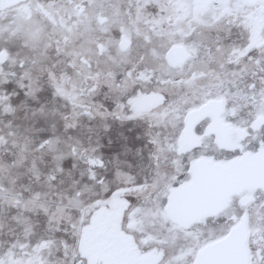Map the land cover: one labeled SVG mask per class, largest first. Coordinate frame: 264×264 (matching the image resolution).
I'll return each instance as SVG.
<instances>
[{
    "label": "rangeland",
    "instance_id": "rangeland-1",
    "mask_svg": "<svg viewBox=\"0 0 264 264\" xmlns=\"http://www.w3.org/2000/svg\"><path fill=\"white\" fill-rule=\"evenodd\" d=\"M68 2L0 0V52L6 53L0 63V264H156V245L171 259L166 264H184L185 255L228 232L231 221L185 232L162 216L151 197L164 186L158 183L170 180L177 160L168 136L161 141L150 127L167 112L153 110L164 100L162 86L173 94L174 117L209 97L239 100L252 81L262 90L264 75L239 76L260 68L256 50L229 64L241 48L247 52L255 31L264 37V27H255L264 22V0H73L81 12ZM121 36L130 42L126 50L119 48ZM172 44L191 54L172 74L176 81L162 63ZM39 51L63 71L45 72L29 87L24 70L38 71ZM157 76L166 79L163 85ZM97 81L103 84L93 88ZM85 94L100 102L99 111L79 103ZM65 176L88 197L73 209L79 219L71 238L52 218L58 197L49 192ZM97 180L99 191L88 188ZM126 202L124 210L141 215L133 217L141 236L125 227L124 212L113 214ZM248 220L254 244L264 238V216Z\"/></svg>",
    "mask_w": 264,
    "mask_h": 264
},
{
    "label": "flooded vegetation",
    "instance_id": "flooded-vegetation-1",
    "mask_svg": "<svg viewBox=\"0 0 264 264\" xmlns=\"http://www.w3.org/2000/svg\"><path fill=\"white\" fill-rule=\"evenodd\" d=\"M68 3L74 10L81 12L82 5L80 3H73V0H69ZM242 7L248 8V5H242ZM261 11L264 12L263 8ZM255 24L257 30H259L261 27H264L263 25L261 26V24H264V22ZM254 34L256 36L249 38L246 49L247 52H243L244 49L241 48L234 54L235 58L233 60L235 63L232 60L229 65H238L239 63L243 62L246 57L245 54H248L249 50H252L250 52L256 50V53L253 55L255 56L253 60L255 63L258 62L257 64H261V66L258 70L244 71L242 69V72L239 76L264 75V65H262V63L264 64V52L259 53L260 49L264 47V37H258V31H255L253 35ZM173 45L175 44L170 45L162 55V63L166 66L165 70L168 76L171 78V81H176L172 74L181 70L190 61L191 54L189 53V50L184 47L189 54L188 59L181 66L173 67L169 65L166 60V53ZM248 57L250 56L248 55ZM163 80L165 81L166 79L163 78ZM236 84L237 90L239 91V85H241V82ZM241 86H243V84ZM257 88V84L252 81L247 85L246 88L248 89V94L239 100L237 99L235 101H228L227 96L209 97L206 100L199 102L191 109L186 110L181 116L173 117L171 119V123H168L170 131L167 135L171 141V151H169V154L173 157V160L177 161L175 162V165L172 166L171 170H169V172H171L169 174L170 180L161 181L158 183L164 186L157 190V193L155 194L157 197H151L153 195L150 196L151 200L159 206L162 216H165L166 219L176 227V229L185 232L196 226H206L212 223H218L219 221H223L225 223L231 221V227H233L236 225V223H238L241 216H246V226L248 233L246 251L248 264H264V238H257L256 243H251L248 222V216H264V184H257L254 188L249 190L246 189L239 192H230L228 196H226L223 192L222 196L220 197V194L216 199L218 205L207 210H202L203 206L201 205H193L192 209H199L197 212H194L196 210H192L189 207L183 206L185 210H190L187 213H172V215H169L165 211V206L168 203V198L170 197L172 191H176L182 187H185L192 182L194 173L191 172V166L194 164L204 162L202 166L196 167L198 171H206V169L208 170V168L211 167L218 169L219 167H226L231 163H251L257 165V167L264 165V88H262V90H257ZM210 101L216 102H213V107L206 110L202 117L192 123L189 134L182 139L184 136L186 115L189 112L199 109L201 106L210 103ZM171 124L174 125L173 128L170 126ZM203 175L207 178L213 177V175H210V173H201L199 176L202 178ZM214 176L217 177L215 174ZM123 204V210L116 209L115 212H113L114 216H116V214L118 215V213L122 214V212H124L126 216L125 227L128 228L130 233H140L139 236H141V228L137 225H134L133 223V217L141 215H139V213L135 214L133 211H127L126 209L128 207V202ZM125 207L126 209L124 210ZM209 210H212V212ZM204 211H209L211 213H205ZM167 216L209 217L201 218L197 222H193L191 225H189V227L184 228L179 226L177 223L172 222ZM116 222L117 221L115 220L114 223L116 224ZM113 230L116 233H119V229L116 226H113ZM227 233L228 232H226L220 238L224 237ZM126 235L128 236V234ZM144 237H147V235ZM147 240L148 238L140 237V241H142L144 244L148 243ZM213 241L207 242L196 248L190 256L185 255L186 257H184V264H193L197 252L203 246ZM148 244L151 246V249L153 246H155L153 241H151V244ZM156 246L157 249L154 251L156 253H154L155 255L152 256L156 258L154 262L156 264H166L170 262L171 259L167 261L165 258L166 255H163L165 250L163 245ZM135 255H132L131 257L133 259H138L137 255ZM141 257L142 255L139 256V258ZM140 263L141 262L136 261L134 263L131 262L130 264Z\"/></svg>",
    "mask_w": 264,
    "mask_h": 264
},
{
    "label": "water",
    "instance_id": "water-1",
    "mask_svg": "<svg viewBox=\"0 0 264 264\" xmlns=\"http://www.w3.org/2000/svg\"><path fill=\"white\" fill-rule=\"evenodd\" d=\"M100 24L105 22L104 18L98 16ZM130 42L121 36L119 48L125 50ZM98 52H101V45L97 46ZM189 57L188 52L183 46L173 45L166 53V60L169 65L176 67L181 66ZM6 60V53L0 52V63ZM213 102L201 106L199 109L193 110L186 115L184 136L189 134L191 125L202 117L206 110L213 107ZM204 162H199L191 166V172L194 173L192 182L176 191H172L165 206V211L169 214L187 213L193 208V205L203 206L202 210L211 209L218 205L216 199L224 192L226 196L230 192H239L241 190L252 189L257 184H264V165L249 163H231L226 167L208 168L206 171H198L196 167H200ZM201 173H210L213 177H203ZM217 175V177L214 176ZM211 179V180H210ZM218 192V195H217ZM224 195V196H225ZM183 206L190 209L185 210ZM220 206V204H219ZM197 212L199 209H192ZM212 212V210H209ZM204 211L205 213H211ZM203 212V213H204ZM172 222L179 226L187 228L193 222H197L201 218L209 216H167ZM247 226L246 216H241L238 223L231 227L228 233L209 244L203 246L196 254L193 264H248L246 243H247Z\"/></svg>",
    "mask_w": 264,
    "mask_h": 264
},
{
    "label": "clouds",
    "instance_id": "clouds-1",
    "mask_svg": "<svg viewBox=\"0 0 264 264\" xmlns=\"http://www.w3.org/2000/svg\"><path fill=\"white\" fill-rule=\"evenodd\" d=\"M34 55H36L39 60L38 71L33 75H29L31 71V65L29 66V68H26L24 70L29 80V87L36 85L39 79L43 77L45 72L59 73L63 71V68L58 66L59 61L51 64L50 66L49 58L43 51L34 53ZM152 69L154 72H158V69L155 65L152 66ZM157 79H160L161 84L163 85V78L161 76H157ZM97 84L102 85L103 82L97 81L92 85V87H96ZM81 91H83V89H81ZM89 91H91V89H89ZM160 91L161 95L164 96V100L153 111L158 114H164L167 112V115L158 116V123L154 126L150 125V127H152L153 133L158 136L161 141H163L170 131L168 121L174 117V113L171 108L174 103V98L173 94L169 91L167 86L160 87ZM115 102L116 101H114V103ZM79 103L81 105L87 103L89 106L94 107L96 111H99V108L102 107L99 101L93 100L92 96H89L87 94H85L84 98L80 100ZM111 179L115 181L116 179H118V177L114 173ZM100 187L101 186L99 180L94 182L92 185H88V188L95 189L97 191H99ZM49 192L52 195H57L58 197L56 201L57 210L52 213V218L56 221L57 225L61 222L64 223L65 229L68 231L71 238L73 227L79 219L78 216H76L73 212V209L77 208L78 203H83L88 199L85 187L83 185H80L78 181L72 179L70 176H65L61 178L57 183L50 184Z\"/></svg>",
    "mask_w": 264,
    "mask_h": 264
},
{
    "label": "snow or ice",
    "instance_id": "snow-or-ice-1",
    "mask_svg": "<svg viewBox=\"0 0 264 264\" xmlns=\"http://www.w3.org/2000/svg\"><path fill=\"white\" fill-rule=\"evenodd\" d=\"M154 178H157V177H153V178H148V177H146V179H147L149 182H151L152 179H154ZM136 183H143V181L137 180ZM111 190H112V189H110V191H111ZM130 199H131V198H130Z\"/></svg>",
    "mask_w": 264,
    "mask_h": 264
}]
</instances>
